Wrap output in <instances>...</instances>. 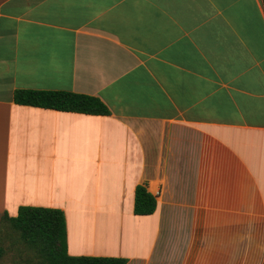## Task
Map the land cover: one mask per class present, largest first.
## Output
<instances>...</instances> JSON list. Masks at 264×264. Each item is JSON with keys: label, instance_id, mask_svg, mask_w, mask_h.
<instances>
[{"label": "crops", "instance_id": "1", "mask_svg": "<svg viewBox=\"0 0 264 264\" xmlns=\"http://www.w3.org/2000/svg\"><path fill=\"white\" fill-rule=\"evenodd\" d=\"M21 205L63 210L72 256L262 264L263 0H0V213Z\"/></svg>", "mask_w": 264, "mask_h": 264}, {"label": "trees", "instance_id": "2", "mask_svg": "<svg viewBox=\"0 0 264 264\" xmlns=\"http://www.w3.org/2000/svg\"><path fill=\"white\" fill-rule=\"evenodd\" d=\"M264 2V0H263ZM17 104L60 111L107 115V105L97 96L68 90L18 88L13 92ZM156 199L143 184L134 190L135 214H150ZM21 239L44 259L46 264H126L127 259L114 256H72L67 253L66 224L63 210L54 207L21 205L15 216L3 213ZM0 247V257L2 255ZM264 264V260L263 263Z\"/></svg>", "mask_w": 264, "mask_h": 264}, {"label": "rangeland", "instance_id": "3", "mask_svg": "<svg viewBox=\"0 0 264 264\" xmlns=\"http://www.w3.org/2000/svg\"><path fill=\"white\" fill-rule=\"evenodd\" d=\"M0 264H46L35 249L25 243L17 230L0 213Z\"/></svg>", "mask_w": 264, "mask_h": 264}]
</instances>
